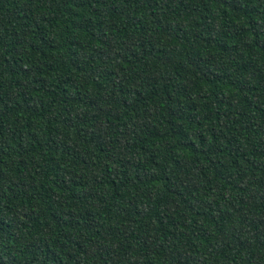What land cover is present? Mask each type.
I'll return each mask as SVG.
<instances>
[{
  "label": "trees",
  "instance_id": "16d2710c",
  "mask_svg": "<svg viewBox=\"0 0 264 264\" xmlns=\"http://www.w3.org/2000/svg\"><path fill=\"white\" fill-rule=\"evenodd\" d=\"M0 264H264V0H0Z\"/></svg>",
  "mask_w": 264,
  "mask_h": 264
}]
</instances>
